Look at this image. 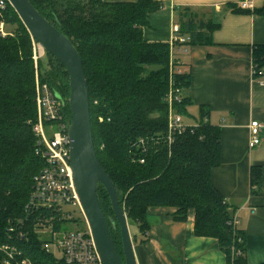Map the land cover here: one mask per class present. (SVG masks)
I'll return each mask as SVG.
<instances>
[{
  "label": "trees",
  "instance_id": "1",
  "mask_svg": "<svg viewBox=\"0 0 264 264\" xmlns=\"http://www.w3.org/2000/svg\"><path fill=\"white\" fill-rule=\"evenodd\" d=\"M29 1L73 43L82 59L95 149L128 220L147 235L150 207L175 209L178 222H186L189 210H194L196 237L216 239L228 264H249L245 233L233 225L235 210L211 180L213 169L221 162L219 130L201 120L193 133L178 138L171 152L160 147L143 155L134 147L140 139L167 130L164 98L170 79V46L144 38L150 15L161 6L152 0ZM255 13L264 16V7ZM0 23H4V32L8 25L15 27L13 32H5V37L0 35V231H4L9 218L23 216L33 178L44 165L35 155L37 139L33 133L38 120L36 77L48 84L59 100L67 102L69 76L49 54L56 62L51 73L43 70L41 60L35 66L31 36L10 4L0 9ZM186 26L191 45L210 43L202 32L207 28L204 23L190 20ZM253 67L252 78L263 79L264 45L254 47ZM176 82L183 94L177 111L184 116L190 103L184 92L191 85V76L181 72ZM66 112L70 117L68 105ZM261 179V167H252V186H259ZM98 198L121 255L120 232L110 223L114 218L111 203L101 185ZM36 256L43 264H50L42 254Z\"/></svg>",
  "mask_w": 264,
  "mask_h": 264
},
{
  "label": "crops",
  "instance_id": "2",
  "mask_svg": "<svg viewBox=\"0 0 264 264\" xmlns=\"http://www.w3.org/2000/svg\"><path fill=\"white\" fill-rule=\"evenodd\" d=\"M152 1L161 8L150 15L144 29L147 42L169 43L173 26L189 34L190 20L207 26L202 32L210 43L176 52L180 71L191 76L184 92L190 102L186 115L191 113L196 123L204 120L219 130L221 162L212 171V184L235 210L246 237L248 263L264 264V86L252 78L253 49L264 45V16L255 12L264 7V0H252L253 10H242V0ZM253 121L263 128L261 143L250 148ZM254 166L261 167L262 179L253 187ZM175 212L170 207H150L147 235L132 221L129 230L137 264H228L216 239L195 236L194 210H189L186 222L175 221Z\"/></svg>",
  "mask_w": 264,
  "mask_h": 264
},
{
  "label": "built area",
  "instance_id": "3",
  "mask_svg": "<svg viewBox=\"0 0 264 264\" xmlns=\"http://www.w3.org/2000/svg\"><path fill=\"white\" fill-rule=\"evenodd\" d=\"M8 0H0V9L6 8ZM242 10H253L252 0H242ZM0 35L5 37L4 23H0ZM192 37L183 34L179 26H173L170 46V79L164 102L168 108L167 130L162 135L140 139L134 146L139 153L172 146L181 136L193 133L199 124L188 125L184 116L177 111L183 102V94L177 87L176 75L181 73L176 52L186 53ZM44 49L33 40V60L37 67L42 60ZM254 67L252 76L254 74ZM264 79V78H263ZM257 80L264 86V80ZM38 120L33 124L37 139L35 155L43 160L42 169L34 176L32 188L23 207L21 218H9L0 231V264H43L37 257L42 254L50 264H104L91 231L88 219L80 201L73 178L71 165V139L68 134L70 117L67 115V102L59 100L48 84L36 77ZM102 123L104 118L100 116ZM263 126L258 121L250 124V148L261 143ZM141 164L144 159H139ZM81 213L86 221L83 229L71 232L62 231L66 224L79 226L75 214ZM233 225L238 226L236 215ZM52 248L61 254V260L52 255ZM31 249V251H30Z\"/></svg>",
  "mask_w": 264,
  "mask_h": 264
},
{
  "label": "water",
  "instance_id": "4",
  "mask_svg": "<svg viewBox=\"0 0 264 264\" xmlns=\"http://www.w3.org/2000/svg\"><path fill=\"white\" fill-rule=\"evenodd\" d=\"M31 38L66 70L69 76L68 107L71 139V165L74 182L104 264H137L127 215L117 195L116 187L102 167L95 149L88 83L82 59L73 43L49 22L29 0H8ZM61 99L60 96H57ZM107 192L113 219L121 237L122 256L118 252L98 198V187Z\"/></svg>",
  "mask_w": 264,
  "mask_h": 264
},
{
  "label": "rangeland",
  "instance_id": "5",
  "mask_svg": "<svg viewBox=\"0 0 264 264\" xmlns=\"http://www.w3.org/2000/svg\"><path fill=\"white\" fill-rule=\"evenodd\" d=\"M14 30H15V27L9 26V25L6 26V28H5L6 33L13 32ZM31 40H32V46H33V39L31 38ZM41 61L43 62V70L47 73H51L53 71L52 67L56 66V62L54 60L50 59V57L46 51L44 52ZM184 120L188 125L196 124L195 118L192 116L191 113L184 115ZM75 220H77L79 223L78 227H75L73 224H66V225L62 226L61 230L66 231V232H71V231H74L76 229H83L84 223L86 221L84 215H82L81 213H76L75 214ZM132 225H133V222L131 220H129V227H132ZM119 251L121 252V256H122V247ZM52 255H54V257L57 260H61V254L58 251H56L54 248H52Z\"/></svg>",
  "mask_w": 264,
  "mask_h": 264
}]
</instances>
